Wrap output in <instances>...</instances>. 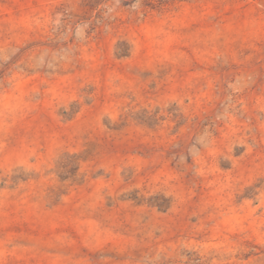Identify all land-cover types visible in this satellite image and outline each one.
I'll list each match as a JSON object with an SVG mask.
<instances>
[{
    "label": "rangeland",
    "instance_id": "rangeland-1",
    "mask_svg": "<svg viewBox=\"0 0 264 264\" xmlns=\"http://www.w3.org/2000/svg\"><path fill=\"white\" fill-rule=\"evenodd\" d=\"M0 264H264V0H0Z\"/></svg>",
    "mask_w": 264,
    "mask_h": 264
}]
</instances>
